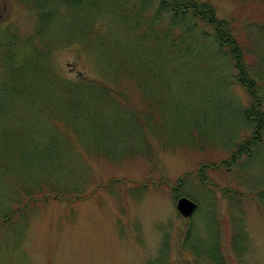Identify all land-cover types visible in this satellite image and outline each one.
<instances>
[{
  "label": "rangeland",
  "instance_id": "1",
  "mask_svg": "<svg viewBox=\"0 0 264 264\" xmlns=\"http://www.w3.org/2000/svg\"><path fill=\"white\" fill-rule=\"evenodd\" d=\"M75 1L0 0V264H160L163 248L164 264H212L200 255L217 253V242L240 264L231 247L234 224L247 234L244 263L264 264V130L247 118L251 100L235 83L227 51L201 28L203 43L191 46L199 58L166 67L156 57L150 68L159 76L161 111L122 107L102 97L98 85L93 97L81 95L69 83L99 80L120 60H137L143 46L109 10L101 14L109 0H101L103 9ZM196 3L210 4L218 20L239 31L264 112V45L257 36L264 4ZM39 15L52 19L34 38ZM29 37L43 54L38 66L20 70L3 61ZM151 45L145 50H159ZM208 62L214 67L207 71ZM138 94L130 85L128 101L139 103ZM250 139L257 143L249 156L228 171L208 168V182L200 180L203 166L229 159ZM49 196L59 199L44 200ZM182 197L198 206L187 219L177 211Z\"/></svg>",
  "mask_w": 264,
  "mask_h": 264
},
{
  "label": "trees",
  "instance_id": "2",
  "mask_svg": "<svg viewBox=\"0 0 264 264\" xmlns=\"http://www.w3.org/2000/svg\"><path fill=\"white\" fill-rule=\"evenodd\" d=\"M258 1L261 4H264V0ZM100 3H102L101 0H76L72 5H91V7L94 6V8L97 9L102 8ZM109 4L110 6L104 9L101 14H104V12L106 13V11L108 12L109 10L115 22L117 21L120 26L126 27L131 31L133 30L132 33L135 35V40L138 39L137 42L143 46V52L141 56L139 55L137 57L138 59L133 56L134 59H137L135 61H132L130 58H125L123 61L120 60L115 67H110L111 70H109L108 73L102 71L99 80H88L86 78L79 77L76 83H69L74 86L75 92H79L81 95L88 94L93 97L96 93H98V91H95L99 86V89H101L99 93L103 95L102 97H112L113 101H117L122 107L129 106L132 110H136V108L141 106L146 110L152 109V107L155 106V101L157 99V97H155L156 94L154 92V87L158 84L157 81L159 80V76L156 77L155 71H153L150 66L153 64L156 57H160L161 63L166 67L171 61L186 62L194 59L195 57L199 58L200 52L199 54L192 55L191 46L196 42L198 44L199 42L203 43L202 36H206V33L201 32L200 35L197 33L198 29L200 30L202 28L207 32V35L213 36L214 42L219 48L227 51L228 58L234 63L233 67L237 73L235 76V83L247 92L251 100V108L247 110V118L255 121L257 131L264 130V112L260 111V108H262L263 105L262 94L257 89L256 81L251 77V71L248 70L247 60H244L243 46L238 35L239 31L232 26V23L225 20H218L215 17L213 6L210 4L199 6V4L196 3V0H109ZM36 7L38 8L40 5L37 4ZM150 9L153 11L154 16H146ZM48 17L49 16H38V22L33 34L34 38H42L44 36L43 33L47 30L49 21L52 19V17H49L50 19H48ZM97 21L98 20L95 21V26L99 27L96 24ZM250 24L252 25V23ZM250 24H247L244 28L247 34L248 30H251L249 27ZM260 28L263 34L260 35V33H258L259 35H256L262 42L261 44L264 45V25ZM98 29H101V27ZM176 31H178L177 35ZM96 36V38L99 39L97 34ZM34 38H27V40L19 46L20 48L18 49L9 48L10 50L5 54L3 61L10 66L13 63L20 64V70H24L27 67L38 66L42 62L43 54L41 49L37 50ZM153 43H157L159 50L146 51L145 46L148 44L152 46L151 44ZM144 62L148 63L149 72L144 71ZM208 63L207 71L208 68L214 67L211 63ZM106 74L111 75V79L108 78L110 79L108 81L101 79L105 78ZM157 74H161L160 70ZM262 77L264 80V75ZM87 83H91V88H89L86 93L87 90L84 85ZM110 85L123 90L118 91L116 89L117 91L113 92L109 89ZM130 85L135 87L136 91L139 93V103L137 104H132L128 101L127 97ZM20 91L22 92V90ZM148 91L150 92V96H147ZM115 93H118L119 98H115ZM125 93L127 96H125ZM207 93L210 98L214 97L213 90L209 91L207 89ZM122 95L124 96L123 99L121 98ZM123 101L124 103L126 102V104H124ZM76 105L77 104H75V106ZM157 105V108H159L158 111H161L160 109L163 107L161 102L159 101ZM256 143V139H250L249 141L242 143L229 159L222 161L218 165L212 164L213 166H203V168L199 171L200 180L204 184L208 182L203 178V173L208 168L215 170L220 169L223 166L225 169L228 168L226 169V171H228L232 165L238 164L242 157L249 156L250 147ZM185 179V176H183L181 180L184 181ZM77 195L78 196L74 197L75 199H78L79 197L81 198L80 192H78ZM48 198L59 199L58 196H49L44 197V200H47ZM60 199H65V196H61ZM70 199L75 201L73 197L67 198V200ZM17 209L18 210H16L13 214L16 213V216L19 214L22 215L21 207H18ZM9 220L10 217L7 216L6 221ZM233 226L234 233L231 243L232 252L240 264H245L243 260V252L245 251L244 248L245 243L247 242V234L243 229H237V224H234ZM215 248L217 253L199 255L204 258L207 256L205 260L212 264H233V255L229 253L227 249L225 250V253L222 254V247L219 242H217ZM165 251V248L161 251L162 256L159 258L160 264H164L163 259L165 257H163V254ZM195 251L197 252V250Z\"/></svg>",
  "mask_w": 264,
  "mask_h": 264
},
{
  "label": "water",
  "instance_id": "3",
  "mask_svg": "<svg viewBox=\"0 0 264 264\" xmlns=\"http://www.w3.org/2000/svg\"><path fill=\"white\" fill-rule=\"evenodd\" d=\"M197 209V204L189 198L182 197L178 200L177 211L186 219L190 218Z\"/></svg>",
  "mask_w": 264,
  "mask_h": 264
}]
</instances>
